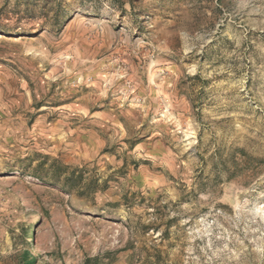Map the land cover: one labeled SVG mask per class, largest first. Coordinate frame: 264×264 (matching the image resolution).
Returning a JSON list of instances; mask_svg holds the SVG:
<instances>
[{"label": "rangeland", "instance_id": "1", "mask_svg": "<svg viewBox=\"0 0 264 264\" xmlns=\"http://www.w3.org/2000/svg\"><path fill=\"white\" fill-rule=\"evenodd\" d=\"M0 264H264V0H0Z\"/></svg>", "mask_w": 264, "mask_h": 264}]
</instances>
